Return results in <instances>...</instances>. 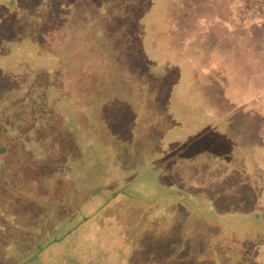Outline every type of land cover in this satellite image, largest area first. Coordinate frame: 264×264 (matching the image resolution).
Wrapping results in <instances>:
<instances>
[{"label":"rangeland","instance_id":"rangeland-1","mask_svg":"<svg viewBox=\"0 0 264 264\" xmlns=\"http://www.w3.org/2000/svg\"><path fill=\"white\" fill-rule=\"evenodd\" d=\"M0 264H264V0H0Z\"/></svg>","mask_w":264,"mask_h":264}]
</instances>
